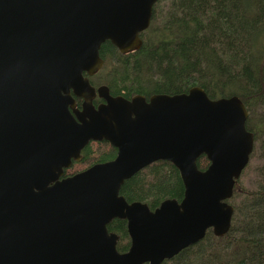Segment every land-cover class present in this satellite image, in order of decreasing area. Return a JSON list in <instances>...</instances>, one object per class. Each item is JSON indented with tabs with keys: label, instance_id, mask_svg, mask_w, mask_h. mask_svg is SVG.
<instances>
[{
	"label": "water",
	"instance_id": "1",
	"mask_svg": "<svg viewBox=\"0 0 264 264\" xmlns=\"http://www.w3.org/2000/svg\"><path fill=\"white\" fill-rule=\"evenodd\" d=\"M158 1L0 0V264H161L229 231L254 146L241 100L198 87L125 99L89 81L104 42L140 48ZM103 141L114 159L65 176ZM160 161L178 171L182 199L128 203L123 183ZM113 220L126 223L125 252Z\"/></svg>",
	"mask_w": 264,
	"mask_h": 264
},
{
	"label": "trees",
	"instance_id": "2",
	"mask_svg": "<svg viewBox=\"0 0 264 264\" xmlns=\"http://www.w3.org/2000/svg\"><path fill=\"white\" fill-rule=\"evenodd\" d=\"M163 1L153 7L137 51L122 55L108 41L101 45L104 63L90 84H104L111 96L125 99L184 94L193 87L211 100L236 96L248 112L247 130L254 143L259 141L264 137V112L258 114L264 107V0H168L163 14L157 9L155 15ZM116 152L108 142H90L65 176L111 161ZM208 164L205 156L196 162L199 170ZM183 191L178 171L160 161L126 180L120 195L154 210L166 199L179 202ZM234 195L231 226L224 237L216 238L209 230L200 242L161 264H264V192H239L240 201ZM107 229L119 237L117 250L125 252V221L113 220Z\"/></svg>",
	"mask_w": 264,
	"mask_h": 264
},
{
	"label": "rangeland",
	"instance_id": "3",
	"mask_svg": "<svg viewBox=\"0 0 264 264\" xmlns=\"http://www.w3.org/2000/svg\"><path fill=\"white\" fill-rule=\"evenodd\" d=\"M167 6H168V0L161 2V4H159V8L158 7L156 8L155 15L157 14V9H159L161 14H163ZM100 84L102 83L99 82L98 85ZM263 112H264V107L258 111V114L259 115L263 114ZM91 146H92V150H97V152H99L98 149L100 148H97L96 144H92ZM103 150H105V148ZM85 167L86 165L77 166L75 171L82 170ZM235 184L237 187L235 192H233V195L236 194L234 195V197L236 200L239 201L241 200L240 196L237 195L239 194V192L255 193V192H259L260 190L264 192V137H261L259 141L254 143L253 151L249 157V162L245 167V169L242 171L239 179L235 182ZM229 203L233 204L234 200L233 202L229 201ZM123 245H125V243Z\"/></svg>",
	"mask_w": 264,
	"mask_h": 264
},
{
	"label": "flooded vegetation",
	"instance_id": "4",
	"mask_svg": "<svg viewBox=\"0 0 264 264\" xmlns=\"http://www.w3.org/2000/svg\"><path fill=\"white\" fill-rule=\"evenodd\" d=\"M101 48V47H100ZM100 51V50H99ZM123 55V54H122ZM94 77V76H93ZM90 78H92V77H90ZM95 87V86H94ZM96 88V87H95ZM75 99V107L77 108V109H80V105H81V100L80 99H77V98H74ZM102 101L101 100H99L98 98H96L95 100H94V102H93V105L94 106H97L99 103H101Z\"/></svg>",
	"mask_w": 264,
	"mask_h": 264
}]
</instances>
